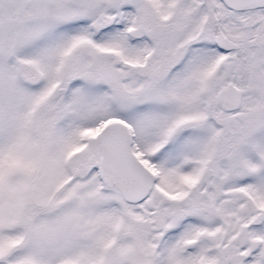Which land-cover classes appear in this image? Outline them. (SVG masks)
Returning <instances> with one entry per match:
<instances>
[{
  "label": "snow or ice",
  "instance_id": "6c2138e0",
  "mask_svg": "<svg viewBox=\"0 0 264 264\" xmlns=\"http://www.w3.org/2000/svg\"><path fill=\"white\" fill-rule=\"evenodd\" d=\"M0 264H264V0H0Z\"/></svg>",
  "mask_w": 264,
  "mask_h": 264
}]
</instances>
